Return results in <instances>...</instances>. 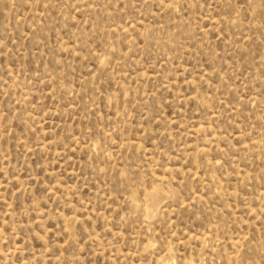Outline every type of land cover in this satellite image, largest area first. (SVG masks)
Returning a JSON list of instances; mask_svg holds the SVG:
<instances>
[{"label":"rangeland","instance_id":"1","mask_svg":"<svg viewBox=\"0 0 264 264\" xmlns=\"http://www.w3.org/2000/svg\"><path fill=\"white\" fill-rule=\"evenodd\" d=\"M0 264H264V0H0Z\"/></svg>","mask_w":264,"mask_h":264}]
</instances>
